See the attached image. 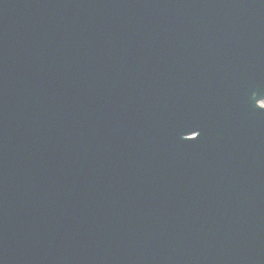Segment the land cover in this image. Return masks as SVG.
<instances>
[{"label": "water", "instance_id": "obj_1", "mask_svg": "<svg viewBox=\"0 0 264 264\" xmlns=\"http://www.w3.org/2000/svg\"><path fill=\"white\" fill-rule=\"evenodd\" d=\"M261 97L264 0H0V264H264Z\"/></svg>", "mask_w": 264, "mask_h": 264}, {"label": "snow or ice", "instance_id": "obj_2", "mask_svg": "<svg viewBox=\"0 0 264 264\" xmlns=\"http://www.w3.org/2000/svg\"><path fill=\"white\" fill-rule=\"evenodd\" d=\"M188 140H196L197 138L196 137H190V138H187Z\"/></svg>", "mask_w": 264, "mask_h": 264}, {"label": "rangeland", "instance_id": "obj_3", "mask_svg": "<svg viewBox=\"0 0 264 264\" xmlns=\"http://www.w3.org/2000/svg\"><path fill=\"white\" fill-rule=\"evenodd\" d=\"M261 104L264 105V101Z\"/></svg>", "mask_w": 264, "mask_h": 264}]
</instances>
